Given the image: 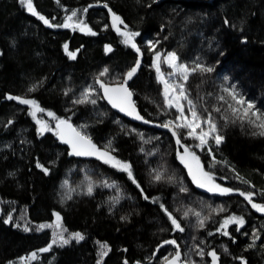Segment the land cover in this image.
Returning <instances> with one entry per match:
<instances>
[{
	"label": "trees",
	"instance_id": "trees-1",
	"mask_svg": "<svg viewBox=\"0 0 264 264\" xmlns=\"http://www.w3.org/2000/svg\"><path fill=\"white\" fill-rule=\"evenodd\" d=\"M32 3L53 27L19 0H0V264H21V258L34 252L36 258L23 264H97L98 260L100 264H163L165 256L175 253L172 245L163 244L166 240L176 241L182 264L186 260L211 264L209 251L217 253L218 264H241V259L245 264H264V213L239 194L251 193L253 203L264 204V137L253 136L247 124H225L212 111L226 108L217 97L226 95L222 88L232 86L264 112V0ZM72 12L77 13L73 20L83 21L95 35L57 26ZM109 14L119 16L128 31L140 34L135 37L139 53L122 43L111 28ZM150 43L160 53L175 52L181 63L191 66L199 58L214 69L193 74L186 87L202 118L211 114L220 126L223 143L217 148L210 140L208 146L197 148L198 141L188 138L186 129L177 131L181 144L196 152L213 182L233 190L229 194L197 187L177 156L184 147L159 126L178 114L163 107V87L152 66ZM65 44L75 59L69 58ZM137 59L140 66L127 87L142 120L113 108L96 83L99 78L107 86H118ZM105 69L107 74L100 77ZM33 86L35 91L29 92ZM89 88L95 104L73 103ZM9 95L34 99L44 113L67 120L101 151L111 141L110 154L131 165L140 187L127 172L94 155H69L71 149L55 131L40 134L29 107L8 100ZM153 170L163 172L164 179L155 181ZM167 177H172L171 182ZM161 205L183 232L173 229ZM54 213L66 229L64 239L77 232L84 239L62 244L56 237L53 243L54 233L62 231L49 227L56 223ZM232 215L242 217L244 226L236 231L238 226L231 224L229 235H221L220 222ZM9 216L12 219L5 223ZM204 217L200 228L198 219ZM253 232L260 238L249 247ZM50 244L49 251H39ZM101 244L109 249L102 259ZM197 250L205 253L203 259Z\"/></svg>",
	"mask_w": 264,
	"mask_h": 264
},
{
	"label": "snow or ice",
	"instance_id": "snow-or-ice-1",
	"mask_svg": "<svg viewBox=\"0 0 264 264\" xmlns=\"http://www.w3.org/2000/svg\"><path fill=\"white\" fill-rule=\"evenodd\" d=\"M20 4L26 7L27 11L30 12L32 15L37 16L45 25L48 27H53V25L46 19L44 16L39 15L36 9L33 6L32 0H19ZM107 6V5H105ZM86 12L87 9H84ZM77 15L76 12H72L70 16H67L62 26L65 28L72 27V28H79L81 31H85L88 34L95 35L94 32L91 31L84 24L83 21H77L72 23L73 18ZM112 26L117 31L119 35L123 37L122 43L126 46H130L137 53L140 52V49L137 47L135 43V37L140 35L138 32L128 31L127 26H125V30L121 31L118 24H123L121 18L115 14H112ZM227 23V21H225ZM149 48L153 50V67L156 70L157 74V81L163 86V107L168 109H175L178 115L175 116L174 120H168L163 124L159 125L160 127L167 128L173 135L176 137V143L181 147H184L183 154L177 153L178 158L180 159L181 163L188 169V174L192 178L193 183L197 185V187L205 188L207 191L210 192H218L221 195H227L232 192V189L223 188L218 184L213 182V177L210 173L204 171V169L200 165L199 158L196 154L190 150L188 147H185L181 144V140L179 138L178 129H186L187 130V137L192 138L198 143L195 145L197 148L203 149L204 147L209 145L210 140H214L215 145L217 148L223 143L224 136L221 134L220 126L216 122V120L209 114L206 118H202L201 114L197 111V107L194 104L193 100L190 98L188 89L186 85L190 77L195 73H211L213 72L212 67L205 66L203 63L199 61V58L191 66L185 63H181L179 61V57L175 52H168L164 57H161L159 51H155V43H150ZM65 52L69 55V58L75 59V53L68 51V45H64ZM106 52H110L111 48L109 46L105 47ZM161 63H164L171 69L170 73L168 74L169 78H166L164 74L161 72ZM140 66V60L137 59L135 65L131 67L127 73L124 75L123 81L116 87H110L105 85L99 78L96 80V83L99 84L100 88L103 89L104 98L108 100V102L112 105L113 108H117L119 111L124 112L126 115L132 116L134 119L142 120L143 118L136 112L135 104L132 101V92L127 87L128 80L132 79V77L136 74L137 69ZM108 70L105 69L104 71L100 72L99 76L103 77L107 74ZM179 81V82H178ZM29 92L35 91V86L29 88ZM222 93L226 95H220L217 97L218 101L222 104L226 105V108L222 109L219 107H214L212 109L213 112L220 114V119L224 120L225 124L228 123H237L239 122L241 125L247 124L249 125L254 131L252 132L253 136L264 137V112L258 110L256 105L249 100H245V98L239 94L234 87L228 86L221 89ZM67 94V93H66ZM92 96L91 88L86 89L81 97L77 100H74L73 103H92L95 104V99H90ZM8 100H16L18 103L22 105H27L31 111L29 114L36 120V123L40 125L38 128L39 133H43L44 131H49L51 129L48 128V125L43 121L36 118V113L38 111L43 112L44 109L40 108L37 102L34 99H27L23 97H15V96H7ZM182 102H186L187 104V114L185 112V104ZM47 115L52 119L56 120V129L55 133L58 138L61 140L62 143H66L72 149L69 155H94L98 159H101L104 163L111 164L113 167H118L119 170L127 172L129 179H132V182L136 184L139 188L140 185L137 184L136 180L133 178V174L131 171V165L126 162H122L117 160L113 157L109 149H111V141H109L107 148L104 151L99 150L94 144H92L91 140L85 136L81 135L79 131L71 126L67 120L58 119L54 116L52 112H47ZM148 123V121H144ZM11 123V121H9ZM114 151V149H112ZM211 148L209 147V155H211ZM213 163H216L215 159ZM36 166L40 168L42 171L47 174L48 170L44 168L39 162H37ZM154 176L153 179L157 182L164 179V173L158 170H153ZM239 178V177H238ZM168 181L171 182L172 177H167ZM246 182V181H245ZM105 187H115V185H108L107 183L104 184ZM185 189L181 188V191ZM93 191L92 185H89L87 188V194L91 195ZM241 196L244 197L251 207L255 209L257 212L264 213V205L257 204L252 202V194L251 193H239ZM70 198V197H69ZM148 197H145L147 199ZM118 203V199L115 201ZM114 206V205H113ZM161 209L167 215L169 221L171 222L173 229L176 231L183 232L184 228L178 223L177 219L174 218L172 213H170L163 205H161ZM223 211V209H220ZM56 215V223L54 225H49V227H55L57 229H62V225L59 223L60 217L58 214ZM185 216L188 215L187 212L184 213ZM198 218L200 217L199 213L195 214ZM11 216H9L8 220H5V223H8L11 220ZM121 219H126V217H121ZM207 217L202 219H198V225L200 228L204 227V223ZM231 224H235L238 227L236 231H239L245 224V220L242 217H238L235 215L228 216L222 222H220L219 228L217 229L221 235L228 236V226ZM45 225H40L39 228H44ZM28 229L26 228L25 231ZM63 231L66 229H62L61 232L54 233L53 243H57L56 237H59L60 242L62 244H67L69 239H73L76 241H80L84 239L83 235L79 232L70 234L68 239L63 238ZM211 234V233H210ZM253 240L252 244L249 247L255 245V242L260 237L257 235L256 232L252 233ZM163 244H170L175 248V253L170 254L169 256H165L163 258V264H181V250L180 247L177 245L175 240H166ZM52 247L50 244L46 248H41L40 252H47ZM163 247V245H161ZM108 246L106 244L100 245V257L101 259L103 256L107 255ZM227 252V248H225ZM197 254L203 259L205 253L203 251L197 250ZM155 255V253H153ZM186 255V254H185ZM207 256L211 258V264H218L219 257L215 251L207 252ZM36 258V253H32L27 258H21V264L25 259L33 260ZM97 264H100V261H97ZM127 264V262H125ZM185 264H192L191 261H185ZM241 264H245L243 259H241Z\"/></svg>",
	"mask_w": 264,
	"mask_h": 264
},
{
	"label": "rangeland",
	"instance_id": "rangeland-1",
	"mask_svg": "<svg viewBox=\"0 0 264 264\" xmlns=\"http://www.w3.org/2000/svg\"><path fill=\"white\" fill-rule=\"evenodd\" d=\"M24 7V6H23ZM25 9H26V7H24ZM27 10V9H26ZM109 19H110V23H111V28L114 30V32L116 33V34H118L117 33V31L113 28V26H112V23H113V21H112V14H109ZM75 21L73 20L72 21V23H74ZM117 27H119L120 28V30L121 31H124L125 30V28L123 27V25L122 24H118L117 25ZM75 29H77V30H80L79 28H75ZM119 35V34H118ZM121 38H122V40H123V37L121 36V35H119ZM161 54V57L163 58L164 57V55H166V54H164V53H160ZM152 66H153V58H152ZM153 69H154V71H155V73H156V70H155V68L153 67ZM170 71H171V69H169L168 68V66L166 65V64H164V63H161V72L164 74V76L166 77V78H169V76H168V74L170 73ZM157 75V74H156ZM179 82V81H178ZM163 87V86H162ZM183 103V102H182ZM28 107V106H27ZM173 110L175 111V109L173 108ZM31 111V109L29 108V112ZM176 112V111H175ZM185 112H186V114H187V110L185 109ZM178 114V113H177ZM32 117V116H31ZM36 118L37 119H39V120H41V121H43L44 123H46L47 125H48V128L49 129H51V131H55V129H56V120L55 119H52L51 117H49L48 115H47V113H44V112H40V111H38L37 113H36ZM32 119H33V117H32ZM34 120V122L36 123V120L35 119H33ZM40 127V125H38L37 123H36V128L38 129ZM50 131V130H49ZM49 131H44L43 133H45V132H49ZM42 133V134H43ZM41 134V133H40ZM193 152L196 154V152L193 150ZM196 156H197V154H196ZM198 157V156H197ZM200 161V160H199ZM200 165H201V167L203 168V166H202V164H201V162H200ZM117 169H118V167H116ZM204 169V168H203ZM188 170V169H187ZM205 171V170H204ZM191 178V177H190ZM192 179V178H191ZM262 205H264V204H262Z\"/></svg>",
	"mask_w": 264,
	"mask_h": 264
},
{
	"label": "water",
	"instance_id": "water-1",
	"mask_svg": "<svg viewBox=\"0 0 264 264\" xmlns=\"http://www.w3.org/2000/svg\"><path fill=\"white\" fill-rule=\"evenodd\" d=\"M69 124H71L70 122H68ZM71 126L73 127V128H75L72 124H71ZM76 129V128H75ZM77 130V129H76ZM78 131V130H77ZM82 135V134H81ZM66 144V143H65ZM68 147H69V145L68 144H66ZM70 148V147H69ZM71 149V148H70ZM71 151H72V149H71ZM81 157H88L89 155H80ZM182 264V263H181Z\"/></svg>",
	"mask_w": 264,
	"mask_h": 264
}]
</instances>
